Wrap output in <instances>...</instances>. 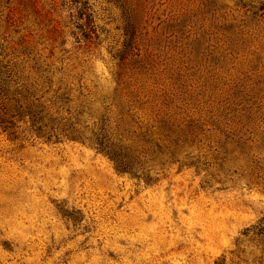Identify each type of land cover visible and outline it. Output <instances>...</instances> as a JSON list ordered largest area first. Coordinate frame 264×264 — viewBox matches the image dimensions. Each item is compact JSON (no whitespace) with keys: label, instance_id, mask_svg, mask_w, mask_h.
Instances as JSON below:
<instances>
[{"label":"rangeland","instance_id":"1","mask_svg":"<svg viewBox=\"0 0 264 264\" xmlns=\"http://www.w3.org/2000/svg\"><path fill=\"white\" fill-rule=\"evenodd\" d=\"M0 264H264V0H0Z\"/></svg>","mask_w":264,"mask_h":264}]
</instances>
